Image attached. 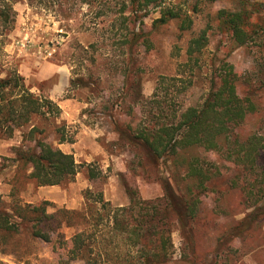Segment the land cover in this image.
Returning a JSON list of instances; mask_svg holds the SVG:
<instances>
[{
  "label": "rangeland",
  "instance_id": "rangeland-1",
  "mask_svg": "<svg viewBox=\"0 0 264 264\" xmlns=\"http://www.w3.org/2000/svg\"><path fill=\"white\" fill-rule=\"evenodd\" d=\"M87 1L14 2L16 22L5 36L0 77L15 69L32 92L57 103L59 116L37 115L31 123L44 130L47 142L72 153L81 164L73 180L60 184L38 185L24 178L18 194L23 202L47 200L50 212L67 208L89 216L100 210L97 193L114 206L128 205L132 191L142 199H157L164 194L166 182L176 194L190 193L192 180L184 164L174 162V157L155 164L121 131L148 123L156 110L147 99L161 74L192 80L181 92L177 89L180 82L177 86L166 82L162 100H172L178 107L200 105L220 65L230 62L241 75L238 92L254 95L258 103L257 111L237 130L243 136L253 132L264 135V48L258 42L236 45L229 33L217 28L215 18L221 8H239L241 0H165L163 7L180 12L181 18L191 17V27L186 30L180 28L181 18L155 25L162 7H151L146 14L138 11L135 16L130 0ZM248 1L260 4L264 14V0ZM123 2L128 4L124 14L130 15L129 20L121 18ZM204 30L207 42L196 46L194 53L198 63L183 67L190 40ZM133 33L141 34L133 40ZM29 129L20 127L12 137L0 138V198L7 208L12 203L16 150L33 145L31 137L24 135ZM58 130L65 134L63 141ZM189 152L201 155L203 170L212 175L206 189L193 187L191 197H199L198 213L188 229L177 222L171 227L173 255L169 264H264V215L241 235L230 234L252 210L243 188L245 172L219 152L201 148ZM25 170L28 173L31 168ZM258 170H264V155ZM92 171L95 177L90 175ZM81 228L63 227L60 232L69 238ZM29 232L22 228L18 233L0 234V263L60 264L59 254L67 257V249L55 250L51 243L33 238ZM71 264L84 262L77 259Z\"/></svg>",
  "mask_w": 264,
  "mask_h": 264
},
{
  "label": "trees",
  "instance_id": "trees-1",
  "mask_svg": "<svg viewBox=\"0 0 264 264\" xmlns=\"http://www.w3.org/2000/svg\"><path fill=\"white\" fill-rule=\"evenodd\" d=\"M215 1L196 0L197 3ZM14 2L0 0V57L6 42L5 36L15 26ZM164 2L130 0L129 4L135 16L138 11L146 14L151 7H162V16L155 19V25L180 19V12L163 7ZM127 5L123 2L120 9L123 20L130 19V15L124 14ZM259 5L241 0L239 8L217 10V28L229 33L238 46L258 42L264 48V14ZM191 24L190 16L180 19L181 30L189 29ZM140 34L133 33V40L135 37L137 40ZM206 42V30L190 40L188 60L182 64L183 67L198 63L199 59L194 56L196 46H203ZM240 79L241 75L234 65L224 61L218 75L212 79L203 103L185 107L181 104L178 107L172 104V100H169L170 103L162 100V86L169 81L174 86L180 82L181 86L177 89L181 92L189 87L192 80L187 82L181 76L161 74L152 96L147 99L151 108L156 110L150 112L148 123L121 131L130 144L140 146L155 164L171 157H174V162L184 164L187 176L192 180L190 193L176 194L170 183L166 182L161 197L142 199L132 191L129 204L122 206L112 205L110 201L104 200L101 193H97L95 201L101 204L100 210L87 216L83 211L67 208L50 212L48 206L51 203L47 200L31 203L23 202L19 197L22 189L20 183L24 178H31L38 185L60 184L73 180L81 164L72 153L47 142L42 135L44 130L31 123L37 115L57 117L61 108L54 100L32 92L25 85L24 77L15 69L9 71L5 77H0V138L12 137L16 129L29 126L30 129L24 135L31 137L33 145L16 150L11 205L7 208L0 198V234L5 236L26 228L33 238L51 243L55 250L67 249V257L59 254L60 264H71L77 259L83 260L84 264H169L173 255L171 227L177 222L188 229L198 213L199 197L194 199L193 194L191 197L193 187L206 189L212 175L207 169L203 170L201 155L190 154L189 151L198 148L219 152L245 172L243 188L246 202H249L252 210L231 228L230 234L239 236L249 230L264 215V170H258L259 160L264 155V135L253 132L243 136L237 130L248 115L258 109L254 95H241L238 92ZM58 131L59 140L63 141L65 134ZM28 167L31 171L27 173L25 169ZM2 169L0 166V172ZM90 173L92 177L97 175L94 171ZM75 225L82 228L69 238L60 232L63 227Z\"/></svg>",
  "mask_w": 264,
  "mask_h": 264
}]
</instances>
